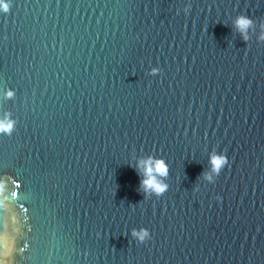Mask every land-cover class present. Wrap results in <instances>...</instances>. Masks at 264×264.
<instances>
[{"label":"water","instance_id":"water-1","mask_svg":"<svg viewBox=\"0 0 264 264\" xmlns=\"http://www.w3.org/2000/svg\"><path fill=\"white\" fill-rule=\"evenodd\" d=\"M4 2L0 264H264V0Z\"/></svg>","mask_w":264,"mask_h":264},{"label":"clouds","instance_id":"clouds-1","mask_svg":"<svg viewBox=\"0 0 264 264\" xmlns=\"http://www.w3.org/2000/svg\"><path fill=\"white\" fill-rule=\"evenodd\" d=\"M0 8H2L5 12L8 11V4L4 2V0H0ZM252 25V21L245 17L239 16L235 21V26L240 31L244 39L247 40V29ZM260 39H264V35L260 37ZM157 70L153 69V73ZM9 97L13 95L11 91L7 93ZM12 128L11 122L0 121V131L8 132ZM144 165V179L140 181V185L145 193L154 191L157 195H162L165 191H167V185L163 184L162 181L158 179V177H166L168 175L167 165L162 161L158 160L154 163L151 160L142 161ZM212 170L219 174L221 168L224 165L228 164L227 156H213L212 160ZM206 179L211 180V176H206ZM133 236L137 238L141 243L145 242L146 240L150 239V234L147 229H141L139 232L133 231Z\"/></svg>","mask_w":264,"mask_h":264}]
</instances>
